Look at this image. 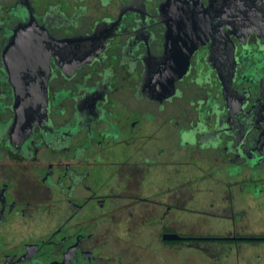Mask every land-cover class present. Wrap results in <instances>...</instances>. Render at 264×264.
Returning <instances> with one entry per match:
<instances>
[{"label":"flooded vegetation","instance_id":"1","mask_svg":"<svg viewBox=\"0 0 264 264\" xmlns=\"http://www.w3.org/2000/svg\"><path fill=\"white\" fill-rule=\"evenodd\" d=\"M167 1L0 0V264H264V0L213 30ZM18 27L44 55L12 87ZM20 93L45 107L10 128Z\"/></svg>","mask_w":264,"mask_h":264},{"label":"water","instance_id":"2","mask_svg":"<svg viewBox=\"0 0 264 264\" xmlns=\"http://www.w3.org/2000/svg\"><path fill=\"white\" fill-rule=\"evenodd\" d=\"M173 0H168L167 1V5L165 7H171ZM196 4L195 2H189L186 3L191 5V4ZM252 5V6H257V5H261V0H242L239 2H235V0H210L209 5L207 8L205 9H198L197 7H195L194 12H191L194 14V21L197 23L200 20L206 22L207 24H210V30L213 29H219L220 26L217 25H213L212 22L214 20H216L217 22H219L220 19L224 17H226V20L228 22V25L235 21L238 22L241 19H243V13L244 10L241 9V5ZM226 5V11H224L222 9V7H224ZM172 11L170 10V13ZM187 13V12H186ZM226 13V14H224ZM253 13V17H254V11H252ZM226 15V16H225ZM31 27H27L25 29V27H18L14 30V32L11 34V36L9 37V41L8 44L6 45L5 49L3 50L2 53V61H3V66L6 69L8 75H9V83L12 87H14V84L17 83V81L13 84L11 81L15 79V72L18 70H20V78L19 81L22 79V75L24 76V74L22 73V71H26L27 67H26V61H28V59L26 58V54H34V61L41 60V55L43 56V50H39L36 45H40L39 42H21L20 39L21 37H34V39L41 37V35H39L37 32L32 33V28ZM170 28L168 27L167 30V36H171L170 33ZM209 28V27H206ZM25 29V30H24ZM28 29V31H27ZM30 30V32H29ZM32 34V35H30ZM212 37L215 35L214 33L211 32L210 34ZM219 36V35H218ZM222 36V35H220ZM228 40V37H227ZM229 41V40H228ZM18 45H23V46H18ZM28 46H31V50L28 49ZM29 50V51H28ZM20 54H24L23 57H17V55ZM182 54V53H181ZM224 54V52L222 53V51L219 50H215L212 53V57H213V61L215 58H219L220 55ZM37 55V57H36ZM227 55V65L226 67L220 66L218 62H214V68H216L217 72L219 73V75L223 78H226L229 82V79L232 77L233 75V69H234V65H233V56H232V51H229L228 53H226ZM40 56V57H38ZM172 56L173 53L172 51L167 47L164 50V53L162 55V57H160L158 60H160V63L162 62V65H160L157 61L153 62V65L150 66L147 70V73H150V77H154L153 80L151 81V85L148 84L147 87L149 88V92L150 93H154L156 90H158V87L162 86V87H171L172 83L175 79H177L178 77H180L183 72L186 69V65L185 67H175V66H170V61H172ZM43 61V60H42ZM19 62V64L17 65L16 63ZM168 63V64H167ZM159 64V65H158ZM157 71V73H156ZM20 84V83H19ZM26 85V83H22L19 86L22 85ZM17 85V84H16ZM45 107V101L41 98H28V97H24L23 94H18V95H14V101H13V109L15 111H17V117H15V120L12 124H10V128H16V126H18L19 121L18 119H20V117L22 118H29L31 119V117H35L36 115H38L40 112V109L43 110ZM260 117L264 118V98L262 103L260 104ZM21 111V112H20Z\"/></svg>","mask_w":264,"mask_h":264}]
</instances>
